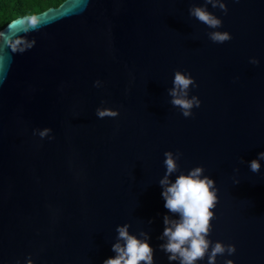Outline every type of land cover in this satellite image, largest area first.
<instances>
[{
  "label": "water",
  "instance_id": "1",
  "mask_svg": "<svg viewBox=\"0 0 264 264\" xmlns=\"http://www.w3.org/2000/svg\"><path fill=\"white\" fill-rule=\"evenodd\" d=\"M223 2L226 15L207 9L224 44L189 14L204 0H64L33 14L23 54L13 45L27 15L0 29V264H103L125 224L170 264L159 250L164 216L178 219L159 184L168 151L215 182L208 239L236 248L216 264H264V160L249 168L264 152V0ZM176 71L197 85L191 118L170 103Z\"/></svg>",
  "mask_w": 264,
  "mask_h": 264
},
{
  "label": "clouds",
  "instance_id": "2",
  "mask_svg": "<svg viewBox=\"0 0 264 264\" xmlns=\"http://www.w3.org/2000/svg\"><path fill=\"white\" fill-rule=\"evenodd\" d=\"M207 5L212 8H219L225 15L228 12L223 0H204V6H193L189 9L191 17L206 25L210 31L207 33L209 39L216 44H224L232 39L228 32L217 31L223 24L222 20L210 13ZM24 24V37L17 38L13 45V53L23 54L35 46V39L29 41L26 37L30 31L39 30V16L27 15L22 18ZM250 63L257 65L256 59H251ZM100 82L96 81L95 87H99ZM197 87L195 80L190 73L176 71L174 73L173 87L168 90V95L172 98L170 103L178 108L185 118L193 116V109L201 106V101L197 96L189 98L191 88ZM102 103H104L102 101ZM96 115L100 119L105 117L116 118L118 111L108 108H97ZM50 129H44L39 133L41 138L48 135ZM182 153L177 151L165 152L164 166L166 172L159 181L162 190L164 208L168 212L176 214L178 219H170L164 216V230L160 240L165 241L159 245V250L168 256V260L176 264H197L207 256V264H216L218 256H232L236 248L232 244L225 245L222 242H213L208 237L212 231L211 221L214 218L213 209L217 205V189L213 179L204 175L203 167H195L187 174L180 170L178 161ZM264 160V152L259 153L258 159L249 162V168L253 173H259ZM174 173H180L175 181L171 182L169 177ZM152 223V221H149ZM130 225L118 226L117 242L112 245L114 258H108L103 264H154V249L150 246V237L147 233L141 232L138 238L129 232ZM122 242V243H121ZM19 264V262H17ZM27 264H33L29 258ZM224 264H233L232 260H226Z\"/></svg>",
  "mask_w": 264,
  "mask_h": 264
},
{
  "label": "trees",
  "instance_id": "3",
  "mask_svg": "<svg viewBox=\"0 0 264 264\" xmlns=\"http://www.w3.org/2000/svg\"><path fill=\"white\" fill-rule=\"evenodd\" d=\"M62 1L64 0H0V29L17 17L57 7Z\"/></svg>",
  "mask_w": 264,
  "mask_h": 264
}]
</instances>
